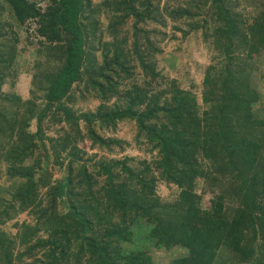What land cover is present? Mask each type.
<instances>
[{
	"label": "trees",
	"instance_id": "1",
	"mask_svg": "<svg viewBox=\"0 0 264 264\" xmlns=\"http://www.w3.org/2000/svg\"><path fill=\"white\" fill-rule=\"evenodd\" d=\"M168 25L226 59L202 112L157 68ZM262 63L264 0H0V264H155L130 248L144 234L185 250L169 264H264ZM121 124L149 160L98 153L129 144L105 134ZM25 211L36 223L7 232Z\"/></svg>",
	"mask_w": 264,
	"mask_h": 264
},
{
	"label": "rangeland",
	"instance_id": "2",
	"mask_svg": "<svg viewBox=\"0 0 264 264\" xmlns=\"http://www.w3.org/2000/svg\"><path fill=\"white\" fill-rule=\"evenodd\" d=\"M243 2V0H241ZM39 2L41 5L46 3V0H42ZM250 5L246 6V11L250 9ZM242 7L240 6V9ZM132 20L128 21L125 25L129 31H132L131 22ZM172 26V25H170ZM166 28L167 38L160 43L162 49L161 53L156 54V63L157 68L162 72V74L168 76L169 78H175L177 82L184 88L192 89V91L197 95V100L199 103V112L205 110V105L201 100V93L203 89V78L205 69L209 65H217L220 69H224L226 59L218 56L216 49L213 47L211 40L206 39L201 29H197L195 31L189 32L186 37H182V33L180 31H174L172 27ZM180 27L182 29H187L185 23H180ZM34 24L32 23L30 26V30H33ZM174 33L175 37H172L171 34ZM23 35V34H22ZM21 45V43L19 44ZM23 57H28L29 53L25 51L22 55ZM27 59H31L28 57ZM261 71L264 75V63L260 64ZM261 72H254L253 79L256 86L262 91L264 94V77L260 75ZM29 78L30 76L25 73L21 74L18 77V82L16 88L19 93L23 94L24 96L28 94L27 88L29 85ZM264 105V103H263ZM256 109V108H255ZM261 110V109H260ZM120 129L113 133L112 131H106V135H116L119 138L125 139L129 144L123 146V150L115 147L113 152H106V151H98V153L105 155L107 157H123L126 155H135L141 156L146 158V160L150 159L151 153L144 152L143 150L139 149L138 146L135 145L133 140L134 131L130 129L129 125L121 124ZM81 147L85 148L89 153H94L96 150H91L88 148L87 143H80ZM199 182L202 185L201 179ZM159 196L162 200L165 201H173L174 198L177 196L178 191L175 185L171 184L167 186L164 184V181L159 183ZM211 197L210 194L205 193L202 203L203 205L209 204V198ZM29 211V210H28ZM28 211L15 215L12 219L8 220L3 226L7 232L10 234H17L19 227L15 226V223L26 222L29 225H34L36 223L35 217L33 214H29ZM38 235L46 237L44 230H38ZM140 247L146 249L152 253L153 260L155 264H169L175 257L184 253L185 250L173 247L171 249L165 248H156L153 245V241L142 235L139 240L134 239L131 243L130 248ZM128 248V249H130ZM17 249L23 250V245H17ZM232 264H244V263H233ZM251 264V263H248Z\"/></svg>",
	"mask_w": 264,
	"mask_h": 264
}]
</instances>
